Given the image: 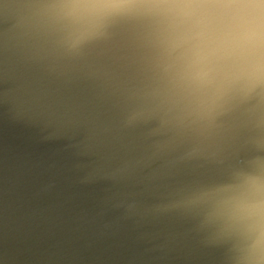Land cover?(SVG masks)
<instances>
[{
	"label": "clouds",
	"instance_id": "obj_1",
	"mask_svg": "<svg viewBox=\"0 0 264 264\" xmlns=\"http://www.w3.org/2000/svg\"><path fill=\"white\" fill-rule=\"evenodd\" d=\"M0 264H264V0H0Z\"/></svg>",
	"mask_w": 264,
	"mask_h": 264
},
{
	"label": "water",
	"instance_id": "obj_2",
	"mask_svg": "<svg viewBox=\"0 0 264 264\" xmlns=\"http://www.w3.org/2000/svg\"><path fill=\"white\" fill-rule=\"evenodd\" d=\"M8 162V158L5 153L0 150V168H2Z\"/></svg>",
	"mask_w": 264,
	"mask_h": 264
}]
</instances>
